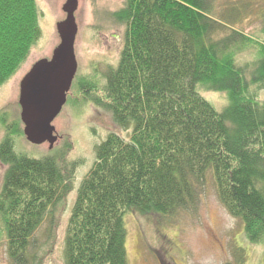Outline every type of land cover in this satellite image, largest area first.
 <instances>
[{"label": "trees", "instance_id": "trees-1", "mask_svg": "<svg viewBox=\"0 0 264 264\" xmlns=\"http://www.w3.org/2000/svg\"><path fill=\"white\" fill-rule=\"evenodd\" d=\"M254 1L124 0L113 13L125 27L120 60L102 96L87 80L79 86L121 132L97 144L77 190L66 264H129L126 214L189 210L209 175L248 239L264 242V0L258 29L238 27ZM40 37L36 0H0V87ZM204 90L224 94L226 105ZM2 123L0 247L10 264H44L53 236L38 244L36 232L54 226L81 163L68 159L70 145L40 158L18 152L19 121L4 114Z\"/></svg>", "mask_w": 264, "mask_h": 264}, {"label": "rangeland", "instance_id": "rangeland-1", "mask_svg": "<svg viewBox=\"0 0 264 264\" xmlns=\"http://www.w3.org/2000/svg\"><path fill=\"white\" fill-rule=\"evenodd\" d=\"M36 2L41 37L16 73L0 87V141L5 135L2 116L7 114L10 123L17 124L19 121L16 126L19 130L16 141L18 152L40 158L66 145L72 146L68 159L81 164L72 181L71 192L59 205L54 226L50 227L48 222L35 235L38 244L46 240L47 233L53 236L44 264H66L65 239L77 190L94 163L97 144L108 133L120 131L110 114L87 99L79 85L80 81L87 80L93 83L94 93L102 96L105 73L118 64L123 49L125 27L114 20L113 13L121 8L124 0H79L75 14L78 70L67 94V102L53 122L58 140L52 148L48 142L37 145L27 140L24 124L20 123L22 108L19 100L21 81L25 75L39 60L50 59L61 42L57 24L67 16L63 10L66 0ZM261 7L262 0H255L251 4L253 11H249L238 27L247 34H253L258 29V10ZM255 51L251 48L240 57L251 59ZM203 94L218 108L227 103L224 94L206 90ZM5 170L6 167L0 163L1 179ZM125 221L129 264H264V242L248 239L244 224L232 216L220 201L211 175L195 207L173 216L131 211L126 214ZM0 264H10L1 247Z\"/></svg>", "mask_w": 264, "mask_h": 264}, {"label": "water", "instance_id": "water-1", "mask_svg": "<svg viewBox=\"0 0 264 264\" xmlns=\"http://www.w3.org/2000/svg\"><path fill=\"white\" fill-rule=\"evenodd\" d=\"M78 7L79 0H66L63 10L67 16L57 24L60 44L50 59L35 63L21 81V120L24 134L33 144L48 142L52 148L58 140L53 122L67 102V94L78 70L75 53Z\"/></svg>", "mask_w": 264, "mask_h": 264}]
</instances>
